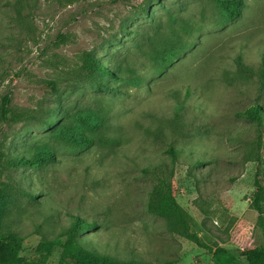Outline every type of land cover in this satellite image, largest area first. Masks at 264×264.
I'll use <instances>...</instances> for the list:
<instances>
[{"label": "rangeland", "instance_id": "374dc122", "mask_svg": "<svg viewBox=\"0 0 264 264\" xmlns=\"http://www.w3.org/2000/svg\"><path fill=\"white\" fill-rule=\"evenodd\" d=\"M246 2L225 23L216 0H0V104L9 92L12 113L0 119V234L23 239L21 256L72 264L61 247L48 255L39 245L64 240L78 215L97 222L82 238L119 258L217 264L148 211L162 164L201 241L239 255L264 242V212L260 222L253 205L264 124L239 116L264 107V0ZM180 43L188 49L162 67L161 54ZM90 54L116 70L112 90L93 86ZM52 114L63 116L65 137L47 129ZM92 117L102 119L94 134ZM83 132L95 138L87 149L74 143ZM170 145L183 150L174 162L164 157ZM44 150L56 161L7 164Z\"/></svg>", "mask_w": 264, "mask_h": 264}, {"label": "trees", "instance_id": "16d2710c", "mask_svg": "<svg viewBox=\"0 0 264 264\" xmlns=\"http://www.w3.org/2000/svg\"><path fill=\"white\" fill-rule=\"evenodd\" d=\"M156 2L158 0H155ZM161 3L159 1L157 4ZM216 4L225 23H232L239 19L247 5L246 0H216ZM145 12L150 15L149 10L146 8ZM188 49V45L180 43L176 47L166 49L161 55V65L166 67L171 62L178 58L184 51ZM105 57H111V55H105ZM86 69L89 71V77L93 83V86L99 90H112L110 88V81L120 80L117 72L114 68H110L107 64H104L100 58L94 54H90L86 61ZM107 78V79H106ZM263 80H264V55H263ZM11 94L8 92L2 97L0 119L4 123H7L12 118L10 109ZM264 107L258 102L252 103L247 108L239 113V116L247 118L250 121L256 122L258 125L264 124ZM179 117V116H178ZM180 122V120H177ZM88 128L92 129L93 134L101 127L102 119L89 118L86 122ZM47 129L56 133L61 137H65V130L63 127V116H54L52 114L45 121ZM69 130V129H68ZM75 145H78L80 149H87L95 144V138L92 135H87L83 132L75 141ZM183 152L179 147L170 145L165 150L164 157H170L174 162ZM56 157L49 151H42L36 156H19L16 159L7 160L8 166L17 169L20 167H39L41 165L55 162ZM165 165L157 168L158 174H156L157 183L150 192V199L148 203V211L154 215L165 218L173 230L183 235L187 239L193 241L198 246L206 248L212 252L213 259L217 264H264V242L256 243L244 249L241 255L236 252L230 251L224 247H212L201 241L196 233L190 231V217L189 214L180 206L175 197L176 185L173 181L174 173L173 169L167 172ZM206 165V161H195L194 166L200 168ZM143 172H147L143 169ZM31 192V191H30ZM34 194V195H33ZM33 201H38L40 195H36L32 192L29 195ZM263 202H264V185L261 181H256V191L254 193L253 205L259 213V220L263 222ZM97 225L96 221L82 218L78 215L71 216V222L67 230L64 232V240L43 241L39 245V250L50 255L53 252L54 247L58 246L62 248L61 261L66 263V260H70L72 264H142L139 260H126L112 255L108 252H102L96 247L90 245L86 239L82 238L81 233L83 231L93 230ZM23 239L16 236L10 230L0 234V264H43V262L28 261L21 256ZM67 264V263H66Z\"/></svg>", "mask_w": 264, "mask_h": 264}]
</instances>
